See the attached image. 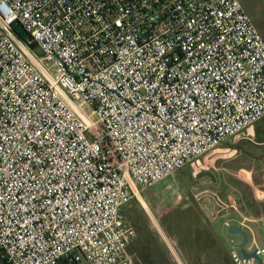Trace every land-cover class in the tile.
Instances as JSON below:
<instances>
[{
  "label": "built area",
  "instance_id": "1",
  "mask_svg": "<svg viewBox=\"0 0 264 264\" xmlns=\"http://www.w3.org/2000/svg\"><path fill=\"white\" fill-rule=\"evenodd\" d=\"M240 1L0 0V264H140L135 192L264 117ZM240 242L227 233L231 264H264Z\"/></svg>",
  "mask_w": 264,
  "mask_h": 264
},
{
  "label": "rangeland",
  "instance_id": "2",
  "mask_svg": "<svg viewBox=\"0 0 264 264\" xmlns=\"http://www.w3.org/2000/svg\"><path fill=\"white\" fill-rule=\"evenodd\" d=\"M240 2L264 40V0ZM253 142L244 136L229 140L133 195L123 214L136 231L129 251L140 264H231L227 233L221 234L222 221L229 218L251 220L245 227L250 241L264 244V147ZM202 227L214 241L209 248L203 245ZM194 228L200 232L196 237Z\"/></svg>",
  "mask_w": 264,
  "mask_h": 264
},
{
  "label": "water",
  "instance_id": "3",
  "mask_svg": "<svg viewBox=\"0 0 264 264\" xmlns=\"http://www.w3.org/2000/svg\"><path fill=\"white\" fill-rule=\"evenodd\" d=\"M12 28L21 39H24L27 37V33L21 28V26L18 23H13ZM227 233L231 235L240 236L241 242L238 244V248H240L242 254L245 257H255L256 256L255 253L247 254L244 251V246L248 242L249 235L247 231L242 228L241 225H230L227 228Z\"/></svg>",
  "mask_w": 264,
  "mask_h": 264
},
{
  "label": "crops",
  "instance_id": "4",
  "mask_svg": "<svg viewBox=\"0 0 264 264\" xmlns=\"http://www.w3.org/2000/svg\"><path fill=\"white\" fill-rule=\"evenodd\" d=\"M262 120H264V117L262 119H260L258 122H256L251 128H249L243 136H244V138L245 137L249 138V136H251L252 139H250V138L249 139L254 141L253 143L257 144L258 146L264 147V123H259ZM243 220H245V218H243ZM243 220H239V222H242ZM250 221H248V222H250ZM244 225L246 226V228L249 227L246 224V222L244 223ZM246 228H245V230H246Z\"/></svg>",
  "mask_w": 264,
  "mask_h": 264
},
{
  "label": "trees",
  "instance_id": "5",
  "mask_svg": "<svg viewBox=\"0 0 264 264\" xmlns=\"http://www.w3.org/2000/svg\"><path fill=\"white\" fill-rule=\"evenodd\" d=\"M196 231H197L198 234L201 232V234H202L201 235V238H203V240H204L203 245L206 248H209V246H208L209 245V242H212L211 244L213 245L214 241L212 240V237H211L209 231L205 227H202L200 232H198L197 228H194L193 229V232H192V234L194 235V237L198 236L196 234ZM206 239H207V241H206Z\"/></svg>",
  "mask_w": 264,
  "mask_h": 264
},
{
  "label": "bare ground",
  "instance_id": "6",
  "mask_svg": "<svg viewBox=\"0 0 264 264\" xmlns=\"http://www.w3.org/2000/svg\"><path fill=\"white\" fill-rule=\"evenodd\" d=\"M137 194V192H135ZM138 196V195H137Z\"/></svg>",
  "mask_w": 264,
  "mask_h": 264
}]
</instances>
